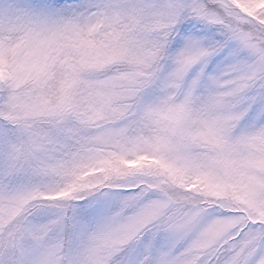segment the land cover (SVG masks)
Here are the masks:
<instances>
[{"label":"snow or ice","instance_id":"1","mask_svg":"<svg viewBox=\"0 0 264 264\" xmlns=\"http://www.w3.org/2000/svg\"><path fill=\"white\" fill-rule=\"evenodd\" d=\"M0 264H264V0H0Z\"/></svg>","mask_w":264,"mask_h":264},{"label":"rangeland","instance_id":"2","mask_svg":"<svg viewBox=\"0 0 264 264\" xmlns=\"http://www.w3.org/2000/svg\"><path fill=\"white\" fill-rule=\"evenodd\" d=\"M120 193H122V194H124V195H130V194H132V191H131V189H128V188H126V189H121V190H118ZM39 220H44V219H46V217H39L38 218Z\"/></svg>","mask_w":264,"mask_h":264}]
</instances>
